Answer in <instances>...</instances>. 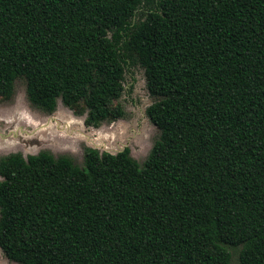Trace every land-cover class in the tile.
<instances>
[{"label": "trees", "instance_id": "obj_1", "mask_svg": "<svg viewBox=\"0 0 264 264\" xmlns=\"http://www.w3.org/2000/svg\"><path fill=\"white\" fill-rule=\"evenodd\" d=\"M143 70L158 130L126 147L0 158V251L17 264H264V0H0V100L124 118Z\"/></svg>", "mask_w": 264, "mask_h": 264}, {"label": "rangeland", "instance_id": "obj_2", "mask_svg": "<svg viewBox=\"0 0 264 264\" xmlns=\"http://www.w3.org/2000/svg\"><path fill=\"white\" fill-rule=\"evenodd\" d=\"M123 91L118 99L124 118L103 122L97 129L83 127V117H75L56 101L52 113H43L31 106L24 93V81L13 82L8 100H0V158L10 154L21 157L45 151L56 156H67L81 166L84 148L98 152H116L123 147L140 164L147 156L158 130L144 115L153 102L145 89L142 68L129 67L123 75ZM229 264H237L239 247L227 248ZM0 264H17L6 259L0 251Z\"/></svg>", "mask_w": 264, "mask_h": 264}, {"label": "water", "instance_id": "obj_3", "mask_svg": "<svg viewBox=\"0 0 264 264\" xmlns=\"http://www.w3.org/2000/svg\"><path fill=\"white\" fill-rule=\"evenodd\" d=\"M82 126L85 127V126L83 125V123H82ZM93 149H94V148H93ZM105 152L110 153V154H114V153H115V152L112 153V152H108V151H105ZM116 152H117V151H116Z\"/></svg>", "mask_w": 264, "mask_h": 264}]
</instances>
